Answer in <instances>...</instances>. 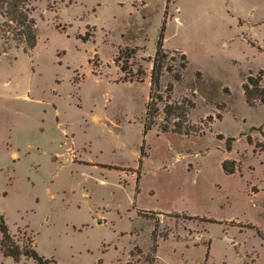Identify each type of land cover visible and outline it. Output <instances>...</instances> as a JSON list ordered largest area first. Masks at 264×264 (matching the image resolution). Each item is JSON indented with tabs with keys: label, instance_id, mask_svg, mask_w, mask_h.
<instances>
[{
	"label": "rangeland",
	"instance_id": "obj_1",
	"mask_svg": "<svg viewBox=\"0 0 264 264\" xmlns=\"http://www.w3.org/2000/svg\"><path fill=\"white\" fill-rule=\"evenodd\" d=\"M165 2L36 0L37 45L28 54L14 43L3 53L0 33V216L15 238L31 233L53 264H146L152 219L167 234L157 264H264V245L247 228L264 231V152L246 142L264 144V105L248 106L241 88L262 70L264 89V0H170L163 16ZM163 20L164 49L189 64L179 82L164 73L161 91L172 84L171 101L192 102L188 120L203 132L148 131L136 192ZM124 48L133 56L115 63ZM159 107L157 124L167 125ZM223 160L241 171L224 174ZM0 264L35 263L0 253Z\"/></svg>",
	"mask_w": 264,
	"mask_h": 264
},
{
	"label": "trees",
	"instance_id": "obj_2",
	"mask_svg": "<svg viewBox=\"0 0 264 264\" xmlns=\"http://www.w3.org/2000/svg\"><path fill=\"white\" fill-rule=\"evenodd\" d=\"M36 0H0V18L2 22L0 23V33L1 37L6 41L7 46L3 49V53H7V50L11 48L12 43H14V48L19 49L23 54H28L37 45V27L35 19L32 17L33 6L32 3ZM170 0H166L165 9L163 16L166 15V10ZM165 22L161 23L159 33L156 41V48L154 56L151 60V70L149 78V91L147 96V101L144 106V118L142 122V144L139 152L138 168L135 178L136 192H138V183L140 180L139 170L142 166L143 159L146 157L144 152V137L148 131L152 128L158 126L161 133H176L184 136H191L198 133H202L203 129L201 127H196L198 130H194L193 125L188 120V112L192 109L194 104L189 101H171L172 84H168L165 91H161L160 80L164 73L172 75L174 81L179 82L182 79L181 72L186 70L188 67V59L183 52L172 51L167 52L164 49V35H165ZM1 38V39H2ZM86 41V39H85ZM127 52H130L129 54ZM134 50L128 48L118 49L117 57L115 58V63L121 57H126L129 60L132 56ZM177 55L176 59H172L170 55ZM122 73H125L124 67L120 66ZM139 77H137V82H142L145 76L142 69L137 71ZM196 75L200 76V72H196ZM263 78V71L258 70L255 75L249 73L242 84V92L245 99V103L250 107H255L256 102L259 105H264V89L261 87V81ZM127 77L124 80L127 81ZM132 82L131 79H128ZM163 106L162 112L164 114V121L167 125L157 124V118L160 115V107ZM216 119L220 120L221 116L218 114L215 116ZM212 121L211 117H207L206 121L201 122V126L207 127ZM217 139L222 140V135H217ZM234 141L232 138H227L225 143L227 145V151H230L231 144ZM246 142L248 145H252L255 149L261 148L264 152V144L259 145L258 143H253L251 137L246 136ZM221 170L226 175H232L235 172H240V163L236 161L223 160L220 164ZM145 216H158L161 215L159 212L154 211H142ZM137 214L140 215L139 211ZM175 217H182L189 220H199L204 223H217L212 219H207L205 217H192L185 214L174 213ZM154 220L152 231L150 233L151 247L150 254L145 258L146 264H157L156 250L158 248V238H166L167 234L159 235L157 232V220ZM249 230H253L255 235L260 239L261 243L264 245V231L258 228L247 225ZM20 237L15 238L5 221V218L0 216V253L5 258H10L14 263H19L22 259L32 260L35 264H53L52 260H47L40 256L34 246V240L31 233L26 231L20 232ZM209 245L206 247L205 257L209 252ZM137 253H142L139 248L134 247L133 249ZM117 264H122L118 262ZM125 264H132L131 262H126Z\"/></svg>",
	"mask_w": 264,
	"mask_h": 264
},
{
	"label": "crops",
	"instance_id": "obj_3",
	"mask_svg": "<svg viewBox=\"0 0 264 264\" xmlns=\"http://www.w3.org/2000/svg\"><path fill=\"white\" fill-rule=\"evenodd\" d=\"M176 10H178L177 8H175ZM175 18H177V21H178V24L177 25H180V19H179V17L177 16V17H175ZM174 18V19H175Z\"/></svg>",
	"mask_w": 264,
	"mask_h": 264
},
{
	"label": "built area",
	"instance_id": "obj_4",
	"mask_svg": "<svg viewBox=\"0 0 264 264\" xmlns=\"http://www.w3.org/2000/svg\"><path fill=\"white\" fill-rule=\"evenodd\" d=\"M175 21L178 23L177 18H175Z\"/></svg>",
	"mask_w": 264,
	"mask_h": 264
}]
</instances>
